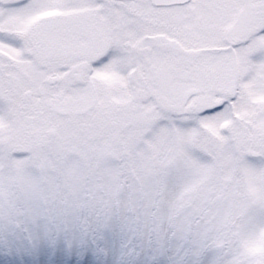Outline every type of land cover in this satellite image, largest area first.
Instances as JSON below:
<instances>
[{
	"label": "snow or ice",
	"instance_id": "6c2138e0",
	"mask_svg": "<svg viewBox=\"0 0 264 264\" xmlns=\"http://www.w3.org/2000/svg\"><path fill=\"white\" fill-rule=\"evenodd\" d=\"M0 264H264V0H0Z\"/></svg>",
	"mask_w": 264,
	"mask_h": 264
}]
</instances>
